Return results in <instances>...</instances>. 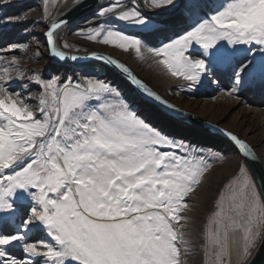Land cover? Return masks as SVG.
Wrapping results in <instances>:
<instances>
[{"label": "snow or ice", "instance_id": "snow-or-ice-1", "mask_svg": "<svg viewBox=\"0 0 264 264\" xmlns=\"http://www.w3.org/2000/svg\"><path fill=\"white\" fill-rule=\"evenodd\" d=\"M213 4L106 0L77 34L150 58L166 76L187 82L181 87L188 90L207 80L236 98L255 87L264 92V0ZM44 5L47 19L48 0ZM81 7L79 0L45 24L42 35L59 68L27 75L17 56L4 59L27 44H9L0 54V264H182L191 234L188 198L223 155L189 151L182 140L150 123L139 107L144 99L169 110L157 113L161 119L171 120L179 109L124 63L89 54L125 74L139 99L125 98L85 57L57 47L58 30L68 27L71 11ZM5 22H21V17ZM119 23L146 30L129 34ZM68 61L78 64L71 76L64 69ZM32 87L39 92L32 94ZM33 99L38 103H29ZM216 131L234 143L241 162L200 231L208 264H224L234 233L243 238L247 257L258 228L264 227V199L257 194L264 176L255 174L264 164L244 140ZM13 246L23 258L10 252Z\"/></svg>", "mask_w": 264, "mask_h": 264}, {"label": "rangeland", "instance_id": "rangeland-1", "mask_svg": "<svg viewBox=\"0 0 264 264\" xmlns=\"http://www.w3.org/2000/svg\"><path fill=\"white\" fill-rule=\"evenodd\" d=\"M61 1L62 0H48L47 19H43L45 16L44 0H10L8 4H4L3 0H0V54H4L7 45L12 43L29 45L27 48L8 52L4 55L5 60H10L13 55L17 56L21 66L28 70L26 73L27 75L32 74L33 70L36 72L43 71L45 73L52 71L53 67L51 64L60 67L59 64H56L48 57V47L42 34L45 32V24L48 22L53 12L61 6ZM178 2L179 0H177V3ZM220 2L221 0H214L213 6H218ZM7 17H21V22L6 23ZM93 19H95V17L91 15L90 11L81 17V21L77 23L78 25L80 24L79 26L63 28L61 33H59L58 43L63 48L72 51L98 49L120 57L127 62L141 78L147 81L166 98L191 112L217 123L248 141L264 162V92L258 87H255L242 91L239 98H236L235 96L227 95L225 92L221 91V88L217 87L215 83L209 84L207 80L203 85L188 90L187 87H181V85H186L187 82L166 76L163 70L157 67L150 58L141 59L134 51L125 52L112 46L90 42L85 37L78 35L77 29L85 27L86 25L82 24ZM182 26L183 25L179 22L177 23L178 28ZM118 27L129 34H136L146 30L142 26L136 27L124 23H119ZM37 41L39 42V58H36ZM65 44L69 46L65 47ZM192 58H197L195 53H193ZM257 60H259V53H257ZM76 67H78V64H64V69L69 70L67 73L69 76L73 75ZM105 68L106 67H102V72L97 74L99 78L110 82L114 87L119 89L125 98H134V93L136 94V92L133 91V93L126 86L114 83L111 79L106 77L107 72ZM76 78H79L78 72L76 73ZM13 90L19 91L20 88L17 86ZM29 91L35 94L39 92V89L32 87ZM24 95L28 96L29 92H24ZM29 103L36 104L38 101L33 99L29 101ZM203 133L210 134L206 132ZM212 135L219 136L216 134ZM176 138L187 144L189 146V151L195 150L197 152H202L205 156L212 154L223 155L222 159L213 163V167L206 174L204 182L200 185L196 194L188 198L192 210L185 213L190 218L188 231L191 234L186 236V239L189 240V244L187 245L189 254L187 256H181L182 264H208V257L201 248L200 231L207 217L213 211L214 202L217 199L219 190L236 172L238 162H241V157L234 145L226 139L225 140L228 141L232 147L225 141H219L216 143L217 146L206 145L204 141L205 137L196 138L194 143L190 140L186 141L178 137ZM257 194L261 198L258 189ZM262 229L263 227L258 228V234L249 249V253L256 247ZM230 239L232 242L230 255H225L224 264H243L249 257V255L247 257L243 255V238L239 233H234L231 235ZM183 250L184 246L182 245V253ZM10 252L17 258H23L20 248L16 246H13ZM38 264H43V261L39 260Z\"/></svg>", "mask_w": 264, "mask_h": 264}, {"label": "water", "instance_id": "water-1", "mask_svg": "<svg viewBox=\"0 0 264 264\" xmlns=\"http://www.w3.org/2000/svg\"><path fill=\"white\" fill-rule=\"evenodd\" d=\"M79 2V0H73L70 4H68L67 6H65L64 8L56 11L51 17L50 19L48 20L47 23H50L51 22V19L53 17H57V16H61L63 15L65 12H68L70 9L73 8V6L75 4H77ZM82 2L84 3V7H81L79 8L78 10H75V11H71L70 13V16L68 17V19H70L72 21V23L70 25H73L75 23L78 22V20L84 16L85 14L89 13L90 11L96 9L99 5L101 4H104L106 2V0H82ZM180 3V0L179 2ZM61 30V29H60ZM60 30H58L57 32V39H56V45L57 47L66 52L69 56L71 55H78V56H82V57H85L86 58V62L87 63H97L99 65H102L103 67H107L109 69H111L117 76H119L122 80H124L126 83H128L133 89L134 91L136 92V94L138 95L137 93V90H136V86L134 84H132L128 79L127 77L125 76V74L121 73L118 69L112 67V66H109V65H106V64H103L102 62L100 61H96L94 59H91L89 54L92 53V52H96V53H99L101 55H105V56H111L112 58L114 59H117L119 60L120 62L124 63L129 69L130 71L133 73V75H135L138 79H140L148 88H150L153 92H155L156 94H158L164 101H166L167 103L169 104H172L175 106L176 109H179V112H176V113H173L171 114L172 115V118L179 121V122H182L184 124H187V125H190L200 131H203V132H206V133H210V134H216V135H219L221 136L222 138L228 140L232 145H234V143L232 141H230V139L220 133H218L216 131L217 128L219 129H223L225 132H230V133H233L235 134L236 136H238L236 133L218 125L217 123L215 122H212L208 119H206L205 117L199 115V114H196L194 112H191L183 107H181L180 105L174 103L173 101H171L170 99L166 98L163 94H161L158 90H156L153 86H151L147 81H145L143 78H141L129 65L127 62H125L123 59H121L120 57L112 54V53H109L107 51H103V50H98V49H91V50H88V51H72V50H68V49H65L63 48L59 43H58V36H59V32ZM46 31V30H45ZM47 45V44H46ZM48 57L53 61L55 62L56 64H58L56 62V59L55 58H52L49 54V49H48ZM67 64H70V63H73L72 61H68L66 62ZM64 63V64H66ZM144 101L156 106L158 109H160L162 112L168 114L169 113V110L167 109H164L160 104L159 102H156V101H153L151 99H144ZM240 139L244 140L252 149L253 151L259 156V154L257 153V151L255 150V148L248 142L246 141L245 139H243L242 137L238 136ZM234 147L236 148V146L234 145ZM260 158V163L261 164H264L262 158L259 156ZM255 174L257 177H260V176H264V170L260 169V168H256L255 170ZM257 184H259V180H257ZM258 192L261 196V199H264V187L262 188H258ZM264 264V227L262 229V233H261V236L259 238V241L256 245V247L254 248V250L251 252L250 256L246 259V261L243 263V264Z\"/></svg>", "mask_w": 264, "mask_h": 264}, {"label": "trees", "instance_id": "trees-1", "mask_svg": "<svg viewBox=\"0 0 264 264\" xmlns=\"http://www.w3.org/2000/svg\"><path fill=\"white\" fill-rule=\"evenodd\" d=\"M52 67H59L57 65L51 64ZM105 71L107 72V76L109 79H111L114 83H119L124 86H126L128 89H130L132 92L134 91L133 88L126 83L124 80H122L119 76H117L111 69L105 68ZM134 93V92H133ZM134 98L139 99L138 95L134 93ZM139 107L141 114L144 115L146 118L149 119L150 123H153L154 126L160 127L162 131H164L167 134L175 135L178 138L184 139V140H190L191 142H195L196 138H204V141L206 145L209 146H217L216 143L219 141H225L229 146L232 147V145L226 141L225 139H222L219 136H214L212 134H205L187 124L178 122L175 119L167 120V119H161L157 113L162 112L160 109H158L156 106L142 100L139 102ZM202 136V137H200Z\"/></svg>", "mask_w": 264, "mask_h": 264}, {"label": "bare ground", "instance_id": "bare-ground-1", "mask_svg": "<svg viewBox=\"0 0 264 264\" xmlns=\"http://www.w3.org/2000/svg\"><path fill=\"white\" fill-rule=\"evenodd\" d=\"M73 0H62L61 1V6H59L58 7V9L56 10V11H58V10H60V9H62V8H64L65 6H67L68 4H70L71 2H72ZM56 11H54L53 12V14L56 12ZM52 14V15H53ZM51 15V16H52ZM83 17V16H82ZM81 21V18L78 20V22H80ZM77 22V23H78ZM77 23H75V24H77ZM88 23V22H87ZM87 23H84V24H82V25H86ZM47 24V23H46ZM80 25V24H79ZM78 24L77 25H69L68 27H71V26H79ZM63 30V28L60 30V32L59 33H61V31ZM88 51V50H87ZM89 65H90V67H91V69L96 73V75L97 74H100L101 72H102V67L103 66H101V65H98L97 63H94V64H92V63H88ZM104 68V67H103ZM254 250V249H253ZM251 254V253H250ZM250 256V255H249ZM246 261V260H245Z\"/></svg>", "mask_w": 264, "mask_h": 264}]
</instances>
